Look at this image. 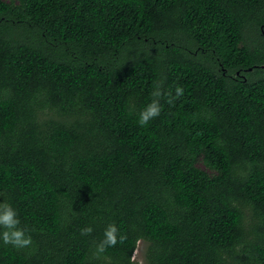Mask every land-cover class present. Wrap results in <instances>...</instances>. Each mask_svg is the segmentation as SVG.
<instances>
[{"label":"trees","instance_id":"1","mask_svg":"<svg viewBox=\"0 0 264 264\" xmlns=\"http://www.w3.org/2000/svg\"><path fill=\"white\" fill-rule=\"evenodd\" d=\"M0 200V264H264V0H0Z\"/></svg>","mask_w":264,"mask_h":264},{"label":"clouds","instance_id":"2","mask_svg":"<svg viewBox=\"0 0 264 264\" xmlns=\"http://www.w3.org/2000/svg\"><path fill=\"white\" fill-rule=\"evenodd\" d=\"M184 89L176 86L172 91H161L160 82H155L151 96L153 97L137 113L136 123L143 127L151 120L158 117L162 110L160 98H166V103L171 105L177 98L183 95ZM31 229L22 223L17 208L9 201L0 200V245H10L15 249H23L32 244ZM93 231L91 225L80 229L81 235H87ZM125 235L120 233L115 223H109L103 229L102 238L95 245L93 255L105 252L107 248L122 242Z\"/></svg>","mask_w":264,"mask_h":264},{"label":"rangeland","instance_id":"3","mask_svg":"<svg viewBox=\"0 0 264 264\" xmlns=\"http://www.w3.org/2000/svg\"><path fill=\"white\" fill-rule=\"evenodd\" d=\"M198 164L203 168H205L201 162H198ZM146 246H147V241H143V240L138 241L137 247L132 255V258L134 259L135 263L145 264L144 253Z\"/></svg>","mask_w":264,"mask_h":264}]
</instances>
